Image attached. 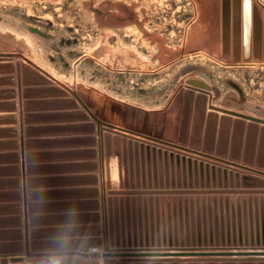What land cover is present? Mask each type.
Segmentation results:
<instances>
[{"label": "rangeland", "instance_id": "rangeland-1", "mask_svg": "<svg viewBox=\"0 0 264 264\" xmlns=\"http://www.w3.org/2000/svg\"><path fill=\"white\" fill-rule=\"evenodd\" d=\"M257 1L247 5L264 21ZM194 4L0 0V264L54 256L94 264L102 255L78 252L128 247L134 236L222 249L198 244L195 234L193 241L192 228L225 229L237 207L242 223L255 217L253 198L264 186L236 184L235 173H261L178 141L191 138L180 131L190 79L208 85L212 104L264 118L261 57L237 63L209 53L204 37L186 41ZM143 17L149 30L140 34ZM183 257L116 256L114 264L205 261Z\"/></svg>", "mask_w": 264, "mask_h": 264}, {"label": "water", "instance_id": "water-1", "mask_svg": "<svg viewBox=\"0 0 264 264\" xmlns=\"http://www.w3.org/2000/svg\"><path fill=\"white\" fill-rule=\"evenodd\" d=\"M239 1V0H234ZM243 17L245 15V1H242ZM249 10V29L251 22L255 23V17L258 14L254 13L252 9L250 14V5H247ZM233 23V40L237 35V26L239 12L236 13L234 7L231 11ZM246 19L243 20V28L245 29ZM243 29V31H244ZM252 42L257 43L258 51L253 53L256 57L263 54L264 57V21L260 20L259 33L252 32ZM235 46V41H234ZM227 50V49H226ZM236 52V47H234ZM262 52V53H260ZM264 59V58H263ZM30 62V61H29ZM34 67L46 73L49 77L54 79L50 74L44 71L40 66L30 62ZM235 88L238 86L234 84ZM239 90V89H238ZM211 92L208 85L200 80L190 79L185 89L182 92L181 112H180V131L191 132V138L178 140L179 142L189 143V146L195 151L205 152L207 154H215L218 158L237 163L245 168L257 171L264 174V118L244 113L242 111L232 109L225 106H219L211 103ZM232 183V174H230ZM224 181L226 183V174L224 171ZM248 186H264V178L256 175L243 173H235V183L239 182ZM264 190V189H262ZM250 199V198H249ZM254 207L251 214L255 215L253 218L249 214L248 222L244 220L242 223L241 213L242 208L237 207V219H232V224L229 227L221 228L220 231L215 228L207 230L205 226L197 227V232L192 228V240L195 241L197 235L198 244L214 242L227 246L222 249H194V248H170L165 247L166 239L157 237L154 239L145 238V241L140 238L139 242L134 236L133 244L128 240V247L123 243V247H114L113 245L105 246L106 251L99 252L93 248L88 252H78L83 257L105 255L109 256V264H114L116 256L121 257H137V258H203L202 264H264V196H255ZM225 215L228 212L225 211ZM260 216L259 218L256 216ZM203 223L206 224L204 221ZM209 227L212 222L209 220ZM228 223V220H227ZM221 224L222 221H221ZM147 229L145 228V231ZM129 231V229H128ZM141 231V230H140ZM195 234V235H194ZM208 235V237H207ZM188 239V237L186 238ZM189 240V239H188ZM187 240V243L189 242ZM192 241V242H193ZM171 240L169 245L171 246ZM183 245V241L180 242ZM145 244V245H144ZM150 244V245H149ZM154 244L158 246H154ZM163 244L164 247H161ZM177 245V241H175ZM134 245V246H133ZM117 246H120L119 244ZM225 246V247H226ZM240 246V247H239ZM166 249L168 251H150L138 252L141 249ZM134 250V251H133ZM182 250V251H180ZM152 255H159L163 257H147ZM165 256V257H164ZM38 260V259H36ZM217 260H221L219 263ZM256 260V261H254ZM138 264H141L138 262ZM188 264H200L199 261H190Z\"/></svg>", "mask_w": 264, "mask_h": 264}, {"label": "bare ground", "instance_id": "bare-ground-1", "mask_svg": "<svg viewBox=\"0 0 264 264\" xmlns=\"http://www.w3.org/2000/svg\"><path fill=\"white\" fill-rule=\"evenodd\" d=\"M193 1L195 2L194 5H195L196 9H195V7H194V9H195V11L197 13V18L194 17V18H196L195 20L191 19V20H194L193 22L190 20V22H192V25L188 29L186 28L187 32H185V33L188 34L187 36H188V39H189V40L186 39V41L192 42L193 39L195 41H198L200 39L196 40L195 38H201V37L203 38L204 37L203 41H204V44L206 43V46L208 45L207 48L209 49V53L210 52L211 53H217V54H219V56L223 57L224 60H226V59L232 60L233 59L235 61L239 57L236 60L237 63H238V60L240 58H241V60L243 59V61H244V58H246L248 60L256 61L255 60V54L253 53V47H254V50H255V47H256V51H258V46H257L258 44L257 43L253 44L251 36H252V32L253 31H255L256 34L259 33L260 20L262 19L261 15H259L260 18L258 16L255 17V23L251 22V26H250V29H249V20H248L249 10H248V8L245 7V15L243 17L242 0H239L237 2L234 1V0H203V1H201V0H193ZM252 1H256L257 3H259L257 0H252ZM165 4H167V3H165ZM192 5H193V3H192ZM233 7H234V10H235L236 13L239 12V18L237 19V21L239 22L238 26H237V35H236L234 40H233V23H232V20H231L232 19L231 11H232ZM257 11H258V8H257ZM250 14H251V11H250ZM244 19H246L245 29L243 28V20ZM137 22H139V21H137ZM142 25H143L141 27L142 30H141L140 27H137V29L140 28V30H141L140 34L142 32H145V28H146V30H149L148 29L147 20L144 17H143V20H142ZM188 25H189V23H188ZM137 29H133V30H137ZM243 29H244L245 33H244ZM149 32H152V31H149ZM242 32H243L244 39H242ZM130 33H132V32H130ZM228 39H229V42H228ZM234 41H235V46H234ZM186 45L187 44H185V47H186ZM199 45H200V42H199ZM198 47H200V46H198ZM234 47H236V52H234ZM200 48H199V50H200ZM203 48H205V46ZM227 48L229 49V51L225 53L224 51ZM192 49H194V48H192ZM195 49H196V47H195ZM181 50H182V48H181ZM181 50H180V52H181ZM203 53H205V52H203ZM189 55H193V54H189ZM214 57L216 59H218V57H216V56H214ZM260 57H261V59L264 58L263 54ZM261 59L258 60V61H260L258 63L264 64V60H261ZM219 60H220V58H219ZM222 61H223V59H222ZM256 62H254V63H256ZM227 63L229 64V62H227ZM227 63H225V64L227 65ZM235 63L236 62H234V65H235ZM251 63L253 64V62H251ZM50 73H52V72L50 71ZM93 248L97 249L99 252H103V251L100 250L101 248H99V247H93ZM150 251L151 252L152 251L164 252V251H168V250H166V249H160V250L150 249V250L138 251V252H150ZM180 251H182V250H180ZM74 256L75 255L70 257L72 260H69V263H70V261L74 260L73 259ZM157 256H159V255H152V257H157ZM159 257H163V256H159ZM67 258H68V256H67ZM74 258H76V257H74ZM67 260L68 259H66V262H67ZM104 261H105V256L102 255V256H100V258H98V260L95 261V263L94 262L93 263L94 264H102V263H104ZM36 264H61V263H60L59 258H56L54 256V257H49V258L40 257L38 260H36Z\"/></svg>", "mask_w": 264, "mask_h": 264}, {"label": "crops", "instance_id": "crops-1", "mask_svg": "<svg viewBox=\"0 0 264 264\" xmlns=\"http://www.w3.org/2000/svg\"><path fill=\"white\" fill-rule=\"evenodd\" d=\"M260 53H262V52H260ZM260 175L264 177V174L261 173ZM254 261H256V260H254Z\"/></svg>", "mask_w": 264, "mask_h": 264}, {"label": "snow or ice", "instance_id": "snow-or-ice-1", "mask_svg": "<svg viewBox=\"0 0 264 264\" xmlns=\"http://www.w3.org/2000/svg\"><path fill=\"white\" fill-rule=\"evenodd\" d=\"M247 3H248V0H245V4L247 5Z\"/></svg>", "mask_w": 264, "mask_h": 264}]
</instances>
